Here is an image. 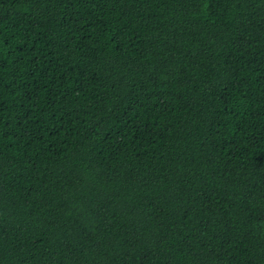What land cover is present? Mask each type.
<instances>
[{"label": "trees", "instance_id": "trees-1", "mask_svg": "<svg viewBox=\"0 0 264 264\" xmlns=\"http://www.w3.org/2000/svg\"><path fill=\"white\" fill-rule=\"evenodd\" d=\"M0 264H264V0H0Z\"/></svg>", "mask_w": 264, "mask_h": 264}]
</instances>
